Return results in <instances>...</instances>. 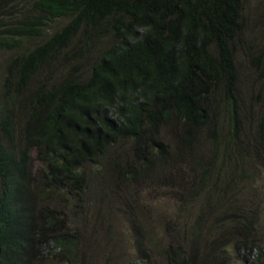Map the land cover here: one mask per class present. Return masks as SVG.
Masks as SVG:
<instances>
[{
  "label": "trees",
  "instance_id": "1",
  "mask_svg": "<svg viewBox=\"0 0 264 264\" xmlns=\"http://www.w3.org/2000/svg\"><path fill=\"white\" fill-rule=\"evenodd\" d=\"M244 10V0H0V56L11 55L0 94V264H44L51 254L84 264L82 237L49 201L85 198L86 167L121 141L133 146L117 169L124 184L163 179L169 164L185 160L161 140L169 124L179 126L189 159L206 163L186 196L200 212L176 246L154 239L151 219L134 222L139 263L157 264L152 252L166 264H216L231 246L247 264H264V209L248 191L235 193L256 171L241 151L264 153V106L238 95ZM55 21L63 26L49 34ZM32 150L45 165L41 181L31 173Z\"/></svg>",
  "mask_w": 264,
  "mask_h": 264
},
{
  "label": "rangeland",
  "instance_id": "2",
  "mask_svg": "<svg viewBox=\"0 0 264 264\" xmlns=\"http://www.w3.org/2000/svg\"><path fill=\"white\" fill-rule=\"evenodd\" d=\"M244 2V29L240 32L239 40L236 42L237 67L240 74L238 95L239 98L245 99L247 104L257 106L260 110V106H264V75L261 74L264 68V0H244ZM61 26L63 22L55 21L47 31L49 30L48 33L52 34ZM37 40L33 39L32 44ZM102 43L104 44V41L99 40V44L103 45ZM260 55L262 58L260 65L257 66L255 58ZM60 56L56 66L61 69L62 63H65V56L63 53ZM95 56L96 53L93 54V57ZM10 59L11 55L7 53L0 56V94L4 91V79L5 75H8L5 68L8 67ZM86 66L88 64L85 63L83 71ZM249 109L250 105L242 109V112L250 115ZM169 125L171 129L163 132L161 140H164L174 152L177 148L181 150L185 160H176L173 164H169L167 174L163 179L153 178L147 181L138 180V183L133 185L124 184L127 178L119 176L117 169L131 160L133 146L130 141H121L106 157L99 160L98 167H86L85 198L71 197L73 202L67 203L64 198L56 196L55 199L49 201L51 207L67 212V222L70 227L68 228L76 230L82 237L83 250L87 252V260L84 264H107L108 257L118 258L117 261L120 264H142L139 263L137 245L129 233V227L140 217L149 218L154 222L151 234L154 235V239H162L164 244L178 243L174 241L175 235L180 233L183 227L195 222L200 212L201 202L196 197L192 199L186 196L187 191H191L192 186L196 187L203 179L201 171L206 163L196 166L199 158L189 159V153L184 150L178 140L181 136L179 126ZM179 125L181 126L180 123ZM253 125L257 127V122ZM255 131L254 129L248 134H254ZM254 151L256 150L241 151L242 153L248 152L255 160L256 171L249 181L243 180L236 187L235 193L239 197L243 195V192L248 191L246 194L252 198L251 200L257 196V199L255 198L258 202L256 211L258 209V212L262 213L264 209V153L261 152L259 155ZM30 153L32 155L31 173L34 179L41 181L44 162L36 150ZM243 166L239 165V167ZM245 166L249 165L245 164ZM231 183L234 182L227 180V184ZM61 192L62 196L66 195V190ZM218 212V210H213V214ZM244 213L248 215L251 211L247 210ZM258 234L261 236V232ZM88 235L93 239H90ZM148 255L153 262H156L154 258L157 257V264H166V256L161 258L155 253L153 255L152 252ZM245 258L247 256L240 248L229 246L220 253L216 264H247ZM201 260L195 261L196 264H203ZM43 263L62 264L55 259L53 254L45 256Z\"/></svg>",
  "mask_w": 264,
  "mask_h": 264
}]
</instances>
